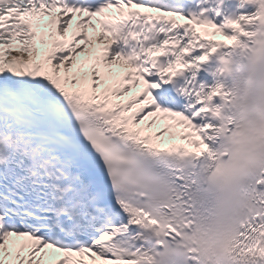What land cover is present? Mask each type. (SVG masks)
Masks as SVG:
<instances>
[{
	"label": "snow or ice",
	"instance_id": "snow-or-ice-1",
	"mask_svg": "<svg viewBox=\"0 0 264 264\" xmlns=\"http://www.w3.org/2000/svg\"><path fill=\"white\" fill-rule=\"evenodd\" d=\"M0 264H264V0H0Z\"/></svg>",
	"mask_w": 264,
	"mask_h": 264
}]
</instances>
